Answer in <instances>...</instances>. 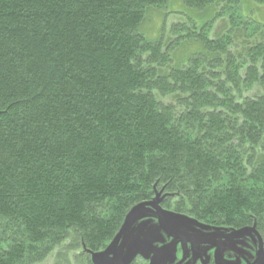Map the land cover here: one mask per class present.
Masks as SVG:
<instances>
[{"label": "trees", "instance_id": "obj_1", "mask_svg": "<svg viewBox=\"0 0 264 264\" xmlns=\"http://www.w3.org/2000/svg\"><path fill=\"white\" fill-rule=\"evenodd\" d=\"M183 2L153 41L169 0H0V264H94L157 194L264 243V23Z\"/></svg>", "mask_w": 264, "mask_h": 264}, {"label": "rangeland", "instance_id": "obj_2", "mask_svg": "<svg viewBox=\"0 0 264 264\" xmlns=\"http://www.w3.org/2000/svg\"><path fill=\"white\" fill-rule=\"evenodd\" d=\"M196 9L185 5L183 0H169L166 9H156L147 16L140 31L155 41L169 37L170 27L177 19L190 21ZM149 13V12H148ZM243 13L264 23V2L243 0ZM242 13V14H243ZM214 16L212 12L198 15V21ZM147 20V21H146ZM200 47L199 42H187L177 47L176 56H189ZM159 205L161 217L153 205L138 208L130 217L122 240L115 249L113 264H131L135 256L147 260L142 264H254L259 254L258 237L252 230H244L228 238L220 237L230 233L223 225L199 221L187 214ZM165 230L175 233H167ZM114 243L93 253L94 264H111ZM140 261V260H139ZM47 260L42 264H52ZM257 264H264V252Z\"/></svg>", "mask_w": 264, "mask_h": 264}, {"label": "water", "instance_id": "obj_3", "mask_svg": "<svg viewBox=\"0 0 264 264\" xmlns=\"http://www.w3.org/2000/svg\"><path fill=\"white\" fill-rule=\"evenodd\" d=\"M145 205H153V206L157 209V211H158V213H159V216L161 217V213H160L159 205H156V203H155L154 201L143 202V203H140V204L136 205L135 207H133V209H132V210L129 212V214L127 215V217H126V219H125V221H124V223H123V225H122V227H121V229H120V232L118 233L116 239H115L114 242H113V243L115 244V245H114L115 247H114V250H113V254L115 253V249L118 247V245L120 244V242H121V240H122V237H123L124 231H125V229H126V226H127V223H128V221H129L130 217L132 216V214H133L138 208H140V207H142V206H145ZM247 229H249V228H245V229L238 230V231H236V232H234V233H232V234H230V235H227V236H233V235H236V234L242 232L243 230H247ZM165 231H166L167 233H170V234L176 235L175 233H172V232H170V231H167V230H165ZM258 237H259V236H258ZM259 239H260V241H261V238H260V237H259ZM262 253H263V245H262V242H261L260 254H259L258 259H257L256 262L259 261V259L261 258ZM111 264H112V263H111Z\"/></svg>", "mask_w": 264, "mask_h": 264}, {"label": "flooded vegetation", "instance_id": "obj_4", "mask_svg": "<svg viewBox=\"0 0 264 264\" xmlns=\"http://www.w3.org/2000/svg\"><path fill=\"white\" fill-rule=\"evenodd\" d=\"M219 238H224L223 236H220V237H214V238H207V239H219ZM258 244H259V242H258ZM257 263V262H256ZM133 264H141L140 263V261L139 260H135L134 262H133ZM255 264V263H254Z\"/></svg>", "mask_w": 264, "mask_h": 264}]
</instances>
